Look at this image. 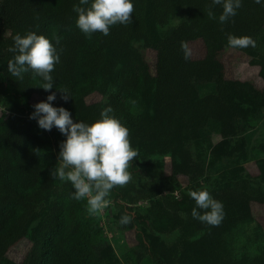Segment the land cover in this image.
<instances>
[{"label": "trees", "instance_id": "trees-1", "mask_svg": "<svg viewBox=\"0 0 264 264\" xmlns=\"http://www.w3.org/2000/svg\"><path fill=\"white\" fill-rule=\"evenodd\" d=\"M78 4L0 0V264H124L105 243L101 220L89 214L86 199H73L71 182L50 175L66 137L29 117L31 99L45 101L53 91V106L68 109L74 121L91 124L111 106L109 115L127 126L132 147L143 152L148 168L141 173L134 158L130 181L109 195L131 214L130 228L144 248L134 264H264V231L255 235L253 252L237 251L230 238L253 221L252 203L264 205V138L245 136L260 118L264 88L228 79L220 58L229 34L253 37L256 47L235 49L260 67L264 81V5L244 0L236 16L220 23L222 6L211 0H134L131 23L89 37L76 25ZM28 32L45 35L60 53L53 89L44 90L31 70L23 79L8 71L15 35ZM197 40L204 43L203 57L191 53L186 60L181 43L191 52ZM137 43L154 52V70ZM59 89L71 95L68 101ZM94 94L106 99L89 102ZM214 133L229 138L208 144ZM166 156L170 173L157 160ZM252 161L258 174L246 170ZM180 175L189 179L183 190ZM200 189L223 203L219 225L192 217L189 192ZM141 202H147L144 210ZM172 234L171 244L160 240ZM28 237L23 262L9 260V251Z\"/></svg>", "mask_w": 264, "mask_h": 264}, {"label": "clouds", "instance_id": "clouds-1", "mask_svg": "<svg viewBox=\"0 0 264 264\" xmlns=\"http://www.w3.org/2000/svg\"><path fill=\"white\" fill-rule=\"evenodd\" d=\"M244 0H211L212 5H221L223 11L219 22L225 23L237 15ZM264 5V0H256ZM82 5H90L82 7ZM78 13L77 27L86 36L96 32L109 35L110 27L116 24L127 25L132 22L134 0H79L73 6ZM208 16L214 18L211 9ZM59 43V39L56 40ZM228 46L231 48L256 47V40L251 36L229 34ZM184 58L190 59L191 52L186 42L181 43ZM9 51L16 53L8 63V71L12 77L23 79L25 73L32 71L40 77L44 90L53 89L55 81L51 74L55 65L60 62V53L56 46L43 34L28 32L14 37V45ZM61 99L68 101L71 95L61 90ZM57 99L55 91L45 101L36 103L30 119H35L38 126L47 131L57 128L66 139L60 144L58 155L59 166L51 169L53 178L69 181L73 189L72 198L79 201L86 199L90 215L103 211L109 204L111 190L126 185L131 179L128 171L130 162L138 152L131 145L129 129L114 115L111 106L103 108L100 119L89 124L74 121L71 112L63 106H53ZM196 207L191 215L194 219L209 225H219L225 212L221 201L215 199L207 189L191 190ZM131 214L121 217V224H128Z\"/></svg>", "mask_w": 264, "mask_h": 264}, {"label": "rangeland", "instance_id": "rangeland-1", "mask_svg": "<svg viewBox=\"0 0 264 264\" xmlns=\"http://www.w3.org/2000/svg\"><path fill=\"white\" fill-rule=\"evenodd\" d=\"M136 47L144 54L147 62L149 63L152 70H154L156 57L152 50L145 49L142 44H135ZM191 53L194 58H202L204 55V43L201 40H197L190 45ZM221 60L226 65L227 78L231 80H241L243 82L252 83L256 88H264V81L260 76V67L250 63V58L243 55L235 48L228 47L220 54ZM106 96L101 94H94L89 98V102L102 101L105 100ZM40 101L39 98L34 97L31 102L36 104ZM4 109L0 107V114H3ZM260 118L258 121L253 122V127L246 134V138L249 141L260 142L264 138V105L260 108ZM229 137H222L219 134L214 133L208 138L207 143L215 145ZM231 147L232 142H229ZM228 148V149H229ZM137 162L136 164L140 168L139 171L144 173V170L148 168V163L141 159L143 156L142 150L139 148L137 150ZM154 159L151 158V162ZM156 160V158H155ZM158 162L165 165V172L170 173L171 158L169 156L159 157ZM246 170L250 174H258L259 169L256 161H252L246 164ZM180 180L182 183V189H185L189 184V179L187 176L180 175ZM179 192V191H178ZM174 195H177L175 193ZM110 204L101 212L96 213L100 220L101 225L104 230L105 243L109 244L112 248L111 253L116 255L124 264H134V260L143 254L144 248L138 243L136 238L137 229L130 228L128 224H121V217L124 215L122 212V203L118 200L111 199ZM147 206V202H141L138 207L144 210ZM252 213L254 219L251 223H246L239 227L237 230L230 234L233 245L236 247L237 251L245 250L247 252L254 251V238L255 235L264 231V205L259 203H252ZM177 234L172 235H161L160 240L166 244H171L176 240ZM31 247L30 238L23 239L20 243L14 246L7 257L9 260L22 263L26 257L28 251ZM143 262V259L140 261Z\"/></svg>", "mask_w": 264, "mask_h": 264}]
</instances>
